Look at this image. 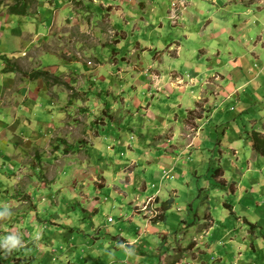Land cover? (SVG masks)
<instances>
[{
    "label": "rangeland",
    "instance_id": "1",
    "mask_svg": "<svg viewBox=\"0 0 264 264\" xmlns=\"http://www.w3.org/2000/svg\"><path fill=\"white\" fill-rule=\"evenodd\" d=\"M17 1L0 0V55L10 59L0 72L18 69L1 98L21 111L0 109L11 124L0 125V264H264V157L240 141L264 136V99L238 92L227 106L219 73L236 64L207 69L229 11L217 0H30L18 16ZM37 70L62 82L41 88ZM35 87L45 91L25 119ZM175 108V123L147 135L157 111ZM174 149L202 150L189 164L197 176L164 170L161 154ZM188 180L190 192L178 185ZM42 187L53 196L42 199ZM9 236L20 243L5 246Z\"/></svg>",
    "mask_w": 264,
    "mask_h": 264
},
{
    "label": "crops",
    "instance_id": "2",
    "mask_svg": "<svg viewBox=\"0 0 264 264\" xmlns=\"http://www.w3.org/2000/svg\"><path fill=\"white\" fill-rule=\"evenodd\" d=\"M215 5L220 6L221 9L222 8L227 9L229 11V13L224 14L223 12H221V15L223 18H224V16H229L230 19L226 20L225 22L221 21V23H219V21L217 22V28L218 29L222 25V28L220 30H218L217 35H222V37L224 39H222L223 43L218 42L217 44H215V45H218V48H219V49H217L218 52L215 54V55H219L218 56L219 62L217 61V63H212L214 65L208 66L207 69L211 67V69L216 68L218 70L222 69L223 71H225V70H227V68L224 65H229L231 63H234V65L236 64L233 72H232V70H230V73L229 72L219 73L220 76H224V77H222L223 83H221V85H223L222 92H221V94H219V97L224 98V100H222V101L227 102V106L230 103H232V101H233V100H230L231 95H233V96L239 95L238 92L242 95H244V94L248 95V96H246L248 101H254V100H256V97H259V98L263 97V99H264V0H217ZM232 6H234V7L231 8ZM220 20H222V19H220ZM230 23L233 24L232 27H231V25H229ZM224 33L226 34V37H228V38L225 37ZM215 45H213V46H215ZM221 46H223L222 49H221ZM3 54H6L5 51ZM211 55H213V54H211ZM5 56H7V55H5ZM208 58H212V57H208ZM199 60L195 62V63H197V65L199 64V62L203 63V62H201V59H199ZM0 61H3V59L0 58ZM237 64L244 66V67H242L243 72H236L237 71L236 68H238L237 66H240ZM13 74H14V72H8V73H6L4 71L0 72V83H1L0 84V109L3 111L2 115L4 117L6 116L5 112H9V113L11 112L13 114L14 109H17L16 111H14V115L16 117L21 116L20 106H14L13 107L14 109L12 108V110H7L5 108V104H4L3 100L1 98L3 91H4L3 84L5 83V81L8 78H9L8 81H11ZM194 74L196 75L195 77H197V75H199V74H197L196 70H194ZM36 82H37L36 84L41 88H44L46 86V84L43 83L44 81H42L40 79H36ZM33 88H34V86H33ZM41 88L35 87V91H36V97H35L36 99L35 100L31 99V101H30L29 97L24 100V101H26V108H27V109H25L26 111L24 113L25 119L27 117L26 115L28 112L33 113L32 107L34 108L35 106L38 105L37 100L40 98L38 94H41L40 93L41 91H43V92L45 91V90H42ZM234 94H236V95H234ZM250 97H252V98H250ZM239 99H241V97ZM227 100H229V101H227ZM241 101H240V104L243 103ZM259 101H261L264 104V100H259ZM180 104H182V101L180 102ZM175 110L176 111H169V110L164 111L163 109H160L159 111H157L156 112V124H155L156 128H153L151 130V127H149L150 124L147 125V127H148L147 130L152 131V132L150 131L151 133L149 131H147V135H149V134H150L149 136L155 135L154 138L157 139L158 136H160L162 133L161 129L167 124L166 122H168L171 125L173 123H175L176 119H175V121L172 120V117L174 116L172 114H175V117H176V115H177L176 112H178L176 108H175ZM228 111L229 110L226 109V111L222 112L221 114H220V112H218V113H216L215 117H212V119L213 120L217 119V117L219 115L227 116ZM0 116H1V114H0ZM160 117L162 118V121H160V119H159ZM31 121L33 122L34 119H31ZM198 121H199V119H198ZM216 121H219V120L217 119ZM25 123H28V122L25 121ZM21 124H23V122ZM199 124L201 125V123H199ZM0 125H2V126L6 125L8 127L11 126V124H9L8 122L4 123V124L0 122ZM12 126L13 127L15 126V128H16L19 126V123L17 125H12ZM38 126H39V124H38ZM200 127H201V130L199 132V135L196 134V136H194L195 137V139L193 140L194 143L201 142L200 139L203 137L202 132H203V129L205 128V126L202 127V125H201ZM23 135H26V134H23ZM33 135H36L35 136L36 140H38L41 137V134H39V133L33 132ZM173 135L174 134L164 138L167 141L169 140L165 144L164 147H161L158 144L156 145L158 147V148L156 147V155L157 156L159 153H161L163 151V148H166L165 150H167V146L170 147V145L172 143H174ZM209 137H211L210 134H209ZM159 140H161V138H159ZM244 140H247L250 142V139H248L247 135H246V137H243L240 141H244ZM191 142L192 141L189 139L188 143H186V144H190ZM233 142H238V141L234 140ZM250 144H251V142H250ZM194 148H196V147H194ZM196 149H199V148H196ZM176 150L177 149H174V151H172V152L164 151L163 154H161V157L163 158L164 170H166L170 167H174L173 172L177 177H179L180 172L179 171L176 172V170H175L176 168L181 169V172L185 176H191V177L193 175L197 176L198 171H196L193 175H191L192 174L191 171L193 170V168L191 169L190 167H192V166L191 165L189 166V164L191 163V160L193 159L194 155L197 154L199 151H202V150H196L194 152L195 154L190 150V151L184 153V154H186V153L189 154L188 156H184V157L181 156V154H183V153H180L181 152L180 150H177V151ZM253 153H254L253 154L254 158L257 160V156H259V154L257 153V151L255 149H254ZM8 157H10V156H8ZM16 160L17 159L13 160L14 165H15ZM255 168L259 169L260 167H258L256 165L254 167H251V170H254ZM184 169H185V171H184ZM159 170H161V169H159ZM187 170H189L190 172ZM220 173H221V175H223L225 173L224 169L221 170ZM237 173H243V171L241 169H238ZM252 173L257 174V171L254 170ZM60 175L62 176L63 173L61 172ZM179 182H180V184H178L179 186H182L184 188H186V186H188L189 187L188 192H190L189 190L191 189L190 188L191 182L189 180H188L187 184L185 181L183 184H182V181H179ZM42 190L46 191V194H44ZM51 190H53L52 187H47V189L42 187L39 190L40 191L39 193L43 194L41 196V198L43 199L46 196H49V197L53 196V193L51 192ZM34 192H35V190H34ZM186 199L188 201L190 198H186ZM190 202H191V200L189 201V203ZM189 203H188V205H189ZM188 208H189V206H188ZM245 223H246V221H245ZM225 235L228 236L229 232H226L224 234V238H226ZM243 239L246 241V238L243 237ZM230 240H232V239H230ZM245 244H246V242H245ZM252 246L254 247V248H252L254 250L256 246L254 244H252ZM251 263L255 264L254 260ZM246 264H249V263H246Z\"/></svg>",
    "mask_w": 264,
    "mask_h": 264
},
{
    "label": "trees",
    "instance_id": "3",
    "mask_svg": "<svg viewBox=\"0 0 264 264\" xmlns=\"http://www.w3.org/2000/svg\"><path fill=\"white\" fill-rule=\"evenodd\" d=\"M31 1L30 0H18L16 3H14L13 5L9 6V13L12 15H18V16H26L28 14V7L30 5ZM1 59H5L6 63L9 64L10 63V59L9 57L5 56L4 54L0 55ZM18 70L16 68H12L11 70L8 69V67L5 68L4 72H8V71H15ZM33 79H40L46 83H49V79H53V81L55 83H60L62 82L59 77L54 76L53 74H51L48 71H43V70H37L35 72L31 73V76ZM247 137L248 139H250L251 145L252 147L260 154L264 156V136L261 135L258 131L253 130L252 132H247ZM221 168L219 167L218 172L214 174V176L217 178L218 176H220L221 172ZM214 186H218V185H214ZM208 198V195L206 197V199ZM189 209L193 210L194 207V203L191 201L189 203ZM169 208V207H168ZM190 210H188V213L191 214ZM184 220V219H183ZM188 219H185L186 224L189 226H193L195 223H197V221L193 222L190 221L187 222ZM168 242V240L164 239L163 243Z\"/></svg>",
    "mask_w": 264,
    "mask_h": 264
},
{
    "label": "clouds",
    "instance_id": "4",
    "mask_svg": "<svg viewBox=\"0 0 264 264\" xmlns=\"http://www.w3.org/2000/svg\"><path fill=\"white\" fill-rule=\"evenodd\" d=\"M20 243L19 239L15 236H9L7 237L5 241V246L15 247Z\"/></svg>",
    "mask_w": 264,
    "mask_h": 264
}]
</instances>
